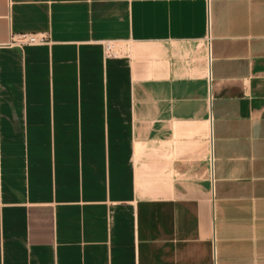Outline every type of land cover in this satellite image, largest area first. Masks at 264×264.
<instances>
[{
  "label": "crops",
  "instance_id": "0c3cea01",
  "mask_svg": "<svg viewBox=\"0 0 264 264\" xmlns=\"http://www.w3.org/2000/svg\"><path fill=\"white\" fill-rule=\"evenodd\" d=\"M0 264H264V0H0Z\"/></svg>",
  "mask_w": 264,
  "mask_h": 264
},
{
  "label": "built area",
  "instance_id": "2783aa9c",
  "mask_svg": "<svg viewBox=\"0 0 264 264\" xmlns=\"http://www.w3.org/2000/svg\"><path fill=\"white\" fill-rule=\"evenodd\" d=\"M47 41V38L42 33H32V32H19L11 34L9 36L7 45H28V44H41ZM103 50L107 54H117L122 50V46L119 44L107 41L102 44Z\"/></svg>",
  "mask_w": 264,
  "mask_h": 264
}]
</instances>
